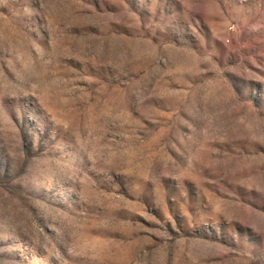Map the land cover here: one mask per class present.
<instances>
[{
	"label": "rangeland",
	"instance_id": "1",
	"mask_svg": "<svg viewBox=\"0 0 264 264\" xmlns=\"http://www.w3.org/2000/svg\"><path fill=\"white\" fill-rule=\"evenodd\" d=\"M0 264H264V0H0Z\"/></svg>",
	"mask_w": 264,
	"mask_h": 264
}]
</instances>
